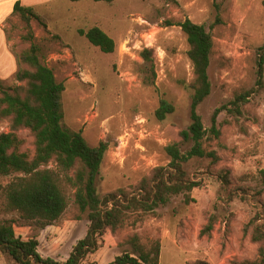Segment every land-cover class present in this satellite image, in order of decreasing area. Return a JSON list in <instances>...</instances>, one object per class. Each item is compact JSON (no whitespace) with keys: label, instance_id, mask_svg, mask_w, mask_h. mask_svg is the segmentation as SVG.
Returning a JSON list of instances; mask_svg holds the SVG:
<instances>
[{"label":"rangeland","instance_id":"374dc122","mask_svg":"<svg viewBox=\"0 0 264 264\" xmlns=\"http://www.w3.org/2000/svg\"><path fill=\"white\" fill-rule=\"evenodd\" d=\"M38 19L31 20L32 41L41 46L44 62L56 80L64 84L62 94L64 126L81 130L95 146L107 143L96 181L99 193L125 188L135 193L139 180L169 158L164 147L179 141V131L190 123L191 63L187 57L186 36L178 23L189 18L203 24L211 33L213 48L208 75L211 92L198 106L206 129L211 126L215 108L225 105L217 116L220 136L206 142L219 160L192 158L185 164L188 176L201 185L191 192L186 204L174 196L132 225L116 234L107 231L100 247L86 261L108 264L130 245L138 234L149 249L160 244V264H194L204 259L211 264L253 259L259 243L250 239L251 222L263 217L264 184V81L260 86L258 51L264 44V0H33ZM12 11L10 0L0 1V81L4 88L18 85L17 52L29 47L24 40L25 23ZM98 26L115 43L112 53L92 45L79 29ZM4 32V33H3ZM151 49V60L141 52ZM264 74V68H263ZM253 90L240 113L232 108L237 95ZM161 98L174 106L162 120L155 111ZM9 123L0 119V132ZM24 139L22 151L33 153V136L26 128L17 132ZM189 144H182L185 151ZM52 165V164H50ZM227 172L229 183L219 173ZM13 176L0 177V186ZM59 220L41 227L5 212L0 188V221L11 220L22 239L36 237L43 256L64 260L87 230L88 220L72 203ZM212 217L210 234L201 229ZM0 264H13L0 253Z\"/></svg>","mask_w":264,"mask_h":264},{"label":"trees","instance_id":"16d2710c","mask_svg":"<svg viewBox=\"0 0 264 264\" xmlns=\"http://www.w3.org/2000/svg\"><path fill=\"white\" fill-rule=\"evenodd\" d=\"M12 12L25 23L27 34L23 38L29 40L30 45L15 54L18 64L15 78L19 84L4 88L0 81V119L9 123V131L0 132V177L13 176L0 186L4 211L16 212L20 219L36 222L43 228L59 220L66 211L71 201L67 193V188H70L72 203L86 214L88 226L85 235L73 245L67 258L57 260L40 254L36 237L22 239L15 233L14 223L3 220L0 221V253L13 264H96L86 259L100 247L107 231L116 234L128 224L132 215H135V219L130 222L135 225L145 214L167 205L174 196L182 195L186 204L193 201L191 192L201 183L188 176L185 164L190 159L209 158L211 164L219 160L215 150L207 149L206 142L219 138L217 116L226 107L223 105L214 109L209 129L204 127L197 112L198 106L211 92L208 68L213 39L203 24L189 18L178 23L186 36V54L193 73L189 83L192 91L190 123L179 131V141L164 147L169 163L155 167L143 176L135 186V193L117 188L101 194L96 181L107 143L100 141L91 146L81 130L64 126L62 94L65 86L56 80L53 70L44 62L41 46L32 41L34 36L30 22L38 19V15L32 7L21 4L19 0L14 2ZM78 33L104 53L115 50L114 40L98 26L79 29ZM257 51V83L262 86L264 44ZM151 53V49H144L141 56L144 60H151ZM251 92L253 90L235 97L231 102L235 112L240 113L239 102H244ZM174 109L170 102L161 98L155 115L162 120ZM22 128L28 129L33 136L32 154L21 150L24 139L17 132ZM182 144L190 146L182 151ZM218 177L223 183H229L227 172L219 173ZM260 180L264 184V170H260ZM261 213L263 217H260V213L256 214V219L261 222H251L244 228L245 233L251 228V241L259 243L255 257L233 260L230 264H264V207ZM212 227L213 220L209 217L200 234H210ZM127 243L129 250L117 255L108 264H160L158 240L146 249L135 233ZM194 264L211 263L197 259Z\"/></svg>","mask_w":264,"mask_h":264},{"label":"crops","instance_id":"0c3cea01","mask_svg":"<svg viewBox=\"0 0 264 264\" xmlns=\"http://www.w3.org/2000/svg\"><path fill=\"white\" fill-rule=\"evenodd\" d=\"M0 1H2V0H0ZM10 1H11V3H12V9H13V4H14V2H15L16 0H10ZM19 1L21 2V4H23V5H25V6H31L32 3L29 2V1H33V0H19ZM11 12H12V11L8 12V13H9L8 15H10ZM3 33H4V32H3Z\"/></svg>","mask_w":264,"mask_h":264}]
</instances>
